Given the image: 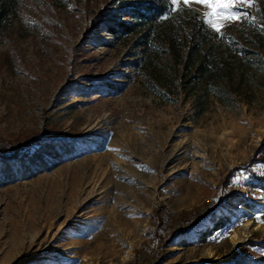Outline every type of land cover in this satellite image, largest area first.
<instances>
[{
	"label": "rangeland",
	"instance_id": "obj_1",
	"mask_svg": "<svg viewBox=\"0 0 264 264\" xmlns=\"http://www.w3.org/2000/svg\"><path fill=\"white\" fill-rule=\"evenodd\" d=\"M144 1L19 0L0 31L2 143L38 130L88 140L79 157L0 185V264H187L208 249L264 264V0L235 9L249 15L225 24L218 68L200 79L173 72L162 29L166 77L142 75L140 33L104 29L105 13ZM173 7L167 22L185 41L196 19L208 23L204 6ZM101 78L125 87L105 95L92 89ZM233 191L246 199L228 207ZM212 206L231 220L207 244L182 245Z\"/></svg>",
	"mask_w": 264,
	"mask_h": 264
},
{
	"label": "trees",
	"instance_id": "obj_2",
	"mask_svg": "<svg viewBox=\"0 0 264 264\" xmlns=\"http://www.w3.org/2000/svg\"><path fill=\"white\" fill-rule=\"evenodd\" d=\"M19 0H0V31L9 30V20L17 10ZM173 5L170 0H148L137 2V5L126 9H120L115 13H105L102 17L105 22L104 29L110 32L119 40L124 39L128 34L140 33L138 46L143 54V59L147 63L144 67L151 68L149 71L142 72L143 76L154 74L159 77H166L169 71L159 61L162 51L161 41H155L156 33L164 32L163 43L169 48L173 55L170 57L169 65L173 67V72L182 75L192 72L195 78H208L212 72L218 68L216 60V43L225 38L222 33L214 31L204 18L196 19L193 23L195 33L192 39L185 41L186 38L175 30L171 23L167 22L166 17L173 11ZM121 15V16H119ZM198 24V25H197ZM182 49H186L182 52ZM173 59V62H171ZM177 62L181 66L177 67ZM138 66L137 60L134 62ZM122 78V77H121ZM102 84L92 86V89L98 90L107 95L120 94L124 89V81L101 78ZM91 89V90H92ZM86 93V92H85ZM79 140L88 141L85 136L76 138H55L50 136V131L38 130L35 133L25 136L22 139L15 138L9 145L3 144L0 140V185L17 181L22 178H31L36 174L51 170L67 159L79 157L84 154L83 149L78 144ZM264 161V157L257 158ZM237 168H234L229 175L234 174ZM235 192V193H234ZM236 191L226 195L223 203L229 207L227 200L233 199L241 202L246 198L238 196ZM162 223L165 226L169 220H172V212L162 210ZM197 211V210H196ZM194 211V212H196ZM209 216L210 225L201 228L196 239L189 240L184 238L182 245H203L207 244L213 237L214 232L224 228L227 222L231 220V215H219L215 207H209L206 213H198L194 217L195 225L202 223L203 219ZM179 231H176V233Z\"/></svg>",
	"mask_w": 264,
	"mask_h": 264
},
{
	"label": "snow or ice",
	"instance_id": "obj_3",
	"mask_svg": "<svg viewBox=\"0 0 264 264\" xmlns=\"http://www.w3.org/2000/svg\"><path fill=\"white\" fill-rule=\"evenodd\" d=\"M181 3L190 6L192 3L204 6L208 9L206 19L217 33L225 27L226 23L241 20L247 17V12L235 11V9L247 6L249 8L255 6V0H170L173 6H179ZM175 11L176 8H172ZM182 11V9H180ZM240 177H237L239 180ZM259 220V217H257Z\"/></svg>",
	"mask_w": 264,
	"mask_h": 264
},
{
	"label": "bare ground",
	"instance_id": "obj_4",
	"mask_svg": "<svg viewBox=\"0 0 264 264\" xmlns=\"http://www.w3.org/2000/svg\"><path fill=\"white\" fill-rule=\"evenodd\" d=\"M232 242L233 244L238 247L245 241V234H242L240 232L234 233L232 236ZM200 258L194 259L187 264H208L209 262L211 264H226L230 261H232L231 256L228 254H217L212 249H208L205 251Z\"/></svg>",
	"mask_w": 264,
	"mask_h": 264
}]
</instances>
